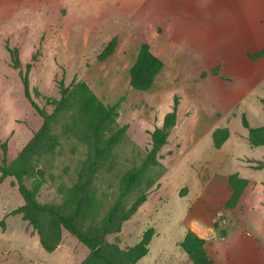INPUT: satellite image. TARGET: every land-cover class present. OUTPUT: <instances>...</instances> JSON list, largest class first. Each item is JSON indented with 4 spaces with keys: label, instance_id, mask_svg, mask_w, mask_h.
<instances>
[{
    "label": "rangeland",
    "instance_id": "obj_1",
    "mask_svg": "<svg viewBox=\"0 0 264 264\" xmlns=\"http://www.w3.org/2000/svg\"><path fill=\"white\" fill-rule=\"evenodd\" d=\"M38 1L32 40L28 41L26 31L22 30L0 38V42L8 43L6 47L0 46V166H11L18 160L42 128L43 118L33 103L52 114L62 88L80 81L87 83L104 104H119L117 123L126 127L125 140L114 150V162L106 165L94 182L95 208L91 220L99 224L121 198L124 177L142 167L151 149V133L163 125L177 99L178 122L160 152L164 174L149 188L147 179L152 180L155 175L147 174L145 181L126 193L123 199L128 207L141 192L148 199L124 223L120 233L107 236L110 243L126 249L138 244L143 234L154 228L149 254L137 264H173L183 255L176 246L185 235L180 223L201 193L200 186L209 176L206 172L230 174L237 156L257 154L248 143L240 144L224 161L219 159L220 170L215 172L214 167L204 163V157L216 151L212 140L203 137H210L219 125L230 126L231 131L235 127L247 136L241 123L239 100L242 92L247 93L250 88L254 95L250 93L248 98L257 102L245 111L246 117L253 125L263 123L264 115L256 121L254 117L259 109L264 111L259 102L264 99V60L253 61L248 52L264 48V44H259L263 41L251 37L260 29L264 34V0ZM18 17L21 19L22 15ZM115 37V52L99 61V54ZM143 43L152 46L164 67L150 90L137 91L130 86V69ZM7 47L17 50L19 65ZM28 65L32 66L28 72L29 97L23 83ZM68 115L70 112L51 129V136L58 137L57 145L53 148L52 141L46 139L38 149L41 155L29 154L37 176L26 183L36 188L35 197L41 204L62 205L89 155L86 144L63 132ZM200 137L203 140L196 145L195 154L204 153L196 156L194 148L190 149ZM5 179L1 199L9 198L15 206L24 197L14 176ZM162 185L167 187V194L153 204L150 198L158 195ZM6 187L17 193L5 191ZM8 214L0 223V240L22 243L9 229L20 217ZM21 223L16 228L19 231L23 229ZM28 231L37 238L29 223ZM165 238L168 246L162 253L160 243ZM35 246L31 244V249ZM38 246L39 249L26 254L0 243V264H58L64 258L68 264H80L83 254L88 252L67 231L63 232L59 254L46 252L40 243Z\"/></svg>",
    "mask_w": 264,
    "mask_h": 264
},
{
    "label": "trees",
    "instance_id": "obj_2",
    "mask_svg": "<svg viewBox=\"0 0 264 264\" xmlns=\"http://www.w3.org/2000/svg\"><path fill=\"white\" fill-rule=\"evenodd\" d=\"M117 42L118 39L115 37L105 46L98 56L99 61H104L113 55ZM7 50L15 59V64L19 65L17 50L10 47H7ZM248 55L253 61L264 59V49ZM31 67L28 65L27 73L23 78L28 97L30 96L28 72ZM163 67L164 62L154 53L152 46L149 43L141 44L137 58L130 69V86L137 91L150 90ZM261 102L264 105V99ZM33 105L43 118L42 128L23 149L18 160L11 166H0V183L6 177L14 176L25 200L22 207L8 215H21L23 220L37 232L42 247L49 253L58 249L62 244L63 232L67 231L89 249V255L81 264H137L149 253V245L155 233L154 228H149L138 244L126 249L110 243L107 236L120 233L124 223L130 220L148 199L147 195L141 192L128 207L123 199L126 193L145 181V175H155L152 180L147 179V188H149L164 174L159 162L160 152L168 143L169 136L177 125L178 100H175L172 111L165 115L163 125L151 133V149L142 167L124 177L125 188L121 198L99 224L91 220V213L95 208L94 182L97 174L106 165L114 162V150L126 138V127H120L117 123L119 104H104L87 83L80 81L72 83L68 88H62L61 98L55 103L56 107L52 114L41 110L34 103ZM68 112L70 116L68 115V121L63 126V132L74 135L86 144L89 155L82 164L77 183L69 190L62 205L41 204L35 197L36 188H30L26 183L30 178L37 176L30 163L29 154L35 152L41 155L38 149L46 139L47 142L52 141L53 148L57 145L58 137L51 136V129L64 117L67 118ZM242 125L248 130L250 145L264 147V125L259 128L251 127L245 115L242 117ZM228 137V129H216L213 133L215 147L220 148ZM230 185L233 194L228 207L236 204L247 181L233 174L230 176ZM180 247L193 264H216L207 253L205 240L192 231L187 233Z\"/></svg>",
    "mask_w": 264,
    "mask_h": 264
},
{
    "label": "crops",
    "instance_id": "obj_3",
    "mask_svg": "<svg viewBox=\"0 0 264 264\" xmlns=\"http://www.w3.org/2000/svg\"><path fill=\"white\" fill-rule=\"evenodd\" d=\"M38 4V0H0V38L2 35H8V32H20V30H22L26 31L27 40H32V34L35 29L36 7L39 6ZM52 5L54 7L59 6L57 4ZM261 9L264 11V5L261 6ZM18 15H22V18L19 19ZM260 31L261 32L255 33L251 37L254 38V41H263L262 43H259L263 45L264 34L262 33V29H260ZM7 44L8 43L0 42V46L3 47H6ZM261 50L262 49L259 51ZM256 52H248V54ZM251 90L252 89L250 88L247 93H241L242 96L239 100L241 102V123L242 117L244 115L246 116L245 111H248L252 105L257 102L254 101V99L248 98L250 93L253 94V91ZM261 100L259 102L262 104ZM255 109H257V107ZM258 112L257 116L254 117L255 121L257 118L264 115V111L259 109ZM249 124L253 128H259L264 125V119L263 123L259 126L253 125V123L251 124L250 122ZM219 128L228 129L229 137L220 148H216L213 133ZM216 129L212 132L210 137H203V139L208 138L212 140L214 146L213 149L216 151L209 154L207 153V158L204 157V159H206L204 163L209 166V168L214 167L215 172H219L220 164L222 162H219L220 158H223L224 161V158L232 154L233 150L239 147L240 144L245 145L248 143L250 145V143L248 139V130L246 128L247 136L240 130H236L235 127L233 128V131H231L232 127L226 125H219ZM198 139L200 140L194 142L195 144L192 145V148L190 149L192 151L194 148V154L196 145L203 140L201 137ZM228 143L229 147L226 148ZM250 147L252 146L250 145ZM253 148L257 150V154L253 157H236L234 165L235 169L232 173L226 175L214 173L210 175L209 172H206L209 176L206 183L201 184L200 186L201 193L196 196L194 204H192V207L189 209L187 217L180 223V228L182 227L184 229L183 231L185 232V235L176 246L183 255L176 259L173 264H193L189 256L180 247V244L189 231L194 232L198 237L205 240L207 253L216 264H264V176H261L264 173V147ZM200 153H204V151ZM198 154L195 155L198 156ZM262 159L263 165L259 166V164L262 163ZM247 162H250L251 166H248ZM253 163L254 165L252 166ZM233 174H237L241 179L246 180L247 185L236 204L228 207V203L233 194L230 185V176ZM5 180H3L0 185V223L4 218L8 217L6 216L8 213L24 205V200L22 201L18 198L15 206L11 204L9 198H6V200L1 199V195L3 194L2 189L5 187L6 183ZM4 190H8L14 194L17 193V190L15 191L9 187L4 188ZM167 191V187L162 185L158 191V195L152 196L150 200L153 204L157 203L161 196L167 194ZM5 194H7V192ZM6 206H9L8 209ZM14 216H19L21 219L18 218L15 225L9 229L10 231H13L12 233L15 236L18 235V240L21 238L20 240L22 243L18 244L8 240L5 242L0 240V243L9 245L12 248H19L26 254L33 253L39 249L38 245L40 243V238L38 234L35 239L34 233L28 231V222L24 221L21 215ZM20 222H22L23 229L21 228L22 230L19 231L16 228ZM8 231L9 230H7L6 233ZM155 235L157 236V234ZM169 235L174 236V234ZM165 239L166 240L160 243V250L162 253H165L168 246V240L167 238ZM31 244H36V249H31ZM61 247L62 244L52 253L55 255H57V253L59 254ZM87 250L89 252V249ZM82 251L85 250L82 249ZM88 252L83 254L84 256L81 259L80 264L87 258L89 254ZM72 256H75V254H72ZM58 264H68L67 259L64 258L63 262Z\"/></svg>",
    "mask_w": 264,
    "mask_h": 264
}]
</instances>
